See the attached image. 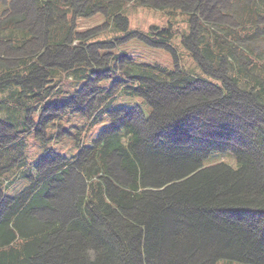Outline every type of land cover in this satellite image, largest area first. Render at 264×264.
Masks as SVG:
<instances>
[{"label": "trees", "instance_id": "1", "mask_svg": "<svg viewBox=\"0 0 264 264\" xmlns=\"http://www.w3.org/2000/svg\"><path fill=\"white\" fill-rule=\"evenodd\" d=\"M138 3L202 74L113 49ZM0 94V264H264V0H12Z\"/></svg>", "mask_w": 264, "mask_h": 264}, {"label": "rangeland", "instance_id": "2", "mask_svg": "<svg viewBox=\"0 0 264 264\" xmlns=\"http://www.w3.org/2000/svg\"><path fill=\"white\" fill-rule=\"evenodd\" d=\"M12 0H0V16L10 7ZM168 10V9H167ZM124 14L129 18L131 23V28L135 32L128 33L127 35L123 30H121V42L113 40L114 50H126L131 53L138 60L146 61L149 63H159L169 67H175L176 57H178L180 65L188 72L194 74H202L203 67L198 64V60L193 57L184 47L183 43L180 42L181 36H176L172 41L171 45L174 50L167 47L166 45L160 43L157 44L158 37H166V32H162V28H165L169 23H178L183 27L187 25V15L180 10L175 13H171L155 6L148 5L146 3H138L129 5L125 10ZM103 15L96 14L87 18L80 19V29H90L102 23ZM157 25L159 28L151 27ZM161 27V28H160ZM153 32L150 35L151 40L147 42L140 40L138 36L142 37L141 34H147V32ZM119 33V32H118ZM123 34V35H122ZM178 37V38H177ZM143 38V37H142ZM163 45L160 47H155L149 45ZM210 78V77H209ZM212 80L219 82L216 79ZM1 96V94H0ZM143 106L149 112L148 105L142 102ZM217 163H226L234 168L240 166L238 158L233 152H218L213 153L210 157L205 160V165H212ZM216 264H252L247 262H241L237 260L221 259Z\"/></svg>", "mask_w": 264, "mask_h": 264}]
</instances>
